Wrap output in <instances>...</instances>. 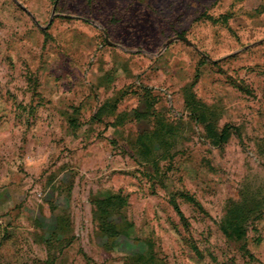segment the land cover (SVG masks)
I'll return each instance as SVG.
<instances>
[{
  "label": "rangeland",
  "instance_id": "obj_1",
  "mask_svg": "<svg viewBox=\"0 0 264 264\" xmlns=\"http://www.w3.org/2000/svg\"><path fill=\"white\" fill-rule=\"evenodd\" d=\"M0 264H264V0H0Z\"/></svg>",
  "mask_w": 264,
  "mask_h": 264
},
{
  "label": "trees",
  "instance_id": "obj_2",
  "mask_svg": "<svg viewBox=\"0 0 264 264\" xmlns=\"http://www.w3.org/2000/svg\"><path fill=\"white\" fill-rule=\"evenodd\" d=\"M229 18V15H225L222 18L218 19L225 23ZM186 106L194 113L198 121L202 123L204 129L207 133V136L210 140L218 143L219 138L217 133L214 130L212 123L208 118L206 106L200 104L192 93L188 92L185 96ZM124 205V200L120 196H108L103 199H98L94 201V206L99 223L100 234L105 238L106 242L104 245H113L115 244L118 236H121L117 224L112 222L110 219L118 212V209ZM250 209L249 205L245 203L234 204L232 205L225 218L221 222L220 229L224 235L230 236L234 235L235 238L239 241L243 240L245 229L250 219Z\"/></svg>",
  "mask_w": 264,
  "mask_h": 264
},
{
  "label": "water",
  "instance_id": "obj_3",
  "mask_svg": "<svg viewBox=\"0 0 264 264\" xmlns=\"http://www.w3.org/2000/svg\"><path fill=\"white\" fill-rule=\"evenodd\" d=\"M104 33V35H105V37H106V33L105 32H103ZM172 41H181V42H184V43H186L188 46H190L191 48H193L195 51H197L198 52V50L190 43V42H188L187 40H185V39H183V38H176V39H174V40H172ZM172 41H169L167 44H169L170 42H172ZM199 53V52H198ZM202 57H204L205 59H207V57H205L203 54H200ZM208 60V59H207Z\"/></svg>",
  "mask_w": 264,
  "mask_h": 264
}]
</instances>
